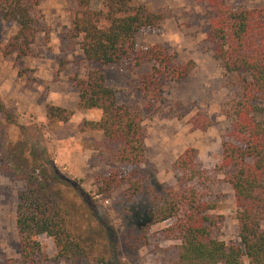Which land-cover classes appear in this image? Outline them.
<instances>
[{
  "label": "rangeland",
  "instance_id": "rangeland-1",
  "mask_svg": "<svg viewBox=\"0 0 264 264\" xmlns=\"http://www.w3.org/2000/svg\"><path fill=\"white\" fill-rule=\"evenodd\" d=\"M102 1L92 0V7L102 8ZM144 1L165 18L160 27L137 34V52L158 44L176 53V63L194 62L186 78L163 84L157 102L141 90L142 76L151 73L152 62L137 66L135 54L110 65L84 58L81 38L73 32L77 0H40L41 30L31 53L17 64V52L9 50L8 44L18 26L0 22V101L15 120L0 113V264H22L16 209L35 155L54 165L45 167L47 190L64 210L68 228L85 247L84 264H181L182 241L165 232L174 220L149 224V215L162 203L166 189L177 186L179 173L174 162L190 147L196 149V160L216 178L210 184V197L216 202L213 213L223 221L214 227L215 235L226 242L239 241L234 191L224 175L215 171L221 161L222 136L230 125L221 105L230 99L233 89L209 39L213 12L206 0ZM228 2L264 7V0ZM19 68L27 69L26 74L20 76ZM91 69L105 72L120 103L140 106L146 146V161L141 165L114 160L102 131L80 130L83 121H97L102 116L100 109L78 106L79 91L71 80L76 75L84 77ZM47 104L74 114L67 122H51ZM198 112L212 124L195 127ZM115 170L131 173L133 181L142 183L136 196L125 194L128 183L111 192L100 190L99 177ZM36 174L43 178L42 172ZM38 239L49 256L42 264H71L58 257L52 237L42 234Z\"/></svg>",
  "mask_w": 264,
  "mask_h": 264
},
{
  "label": "trees",
  "instance_id": "trees-1",
  "mask_svg": "<svg viewBox=\"0 0 264 264\" xmlns=\"http://www.w3.org/2000/svg\"><path fill=\"white\" fill-rule=\"evenodd\" d=\"M206 1L213 12L209 33L212 50L233 89L230 99L221 105V113L230 125L222 136V156L215 171L224 175L234 191L239 241L226 242L214 233V227L223 221L213 213L216 202L210 197V184L216 178L196 160L193 147L175 160L177 186L166 189L162 203L149 215V224L174 220L165 232L181 239V264H246V260L248 264H264V7L247 8L228 0ZM39 4L40 0H0V22L18 26L8 44L9 50L17 52L16 64L31 53L41 30ZM164 18L163 12L151 9L144 0H103L100 9L92 7V0H77L73 32L80 36L81 50L90 63L118 64L134 54L137 66L152 62L151 73L142 76L141 90L157 102L165 82L183 80L194 67L193 61L176 63V53L158 44L137 52V34L145 28L160 27ZM26 72L19 68L20 76ZM71 80L79 91L78 106L102 111L99 120L83 121L80 130L102 131L109 153L122 165L144 163L146 146L140 106L120 103L117 90L107 83L101 69H91L84 77L76 75ZM46 112L51 122H67L74 114L73 110L53 104L46 105ZM0 113L15 121L1 101ZM194 124L204 129L212 121L198 112ZM35 156L16 209L21 263L42 264L49 259L38 239L45 234L54 239L58 257L71 264H84L86 249L68 228L64 210L47 190L45 167L54 165ZM37 171L42 172L41 180ZM99 182L100 190L106 192L128 183L125 194L129 198L142 188L131 173L119 170L99 177ZM80 192L85 193L84 189Z\"/></svg>",
  "mask_w": 264,
  "mask_h": 264
}]
</instances>
